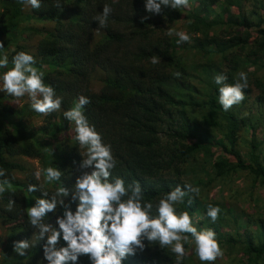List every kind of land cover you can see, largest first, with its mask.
I'll return each instance as SVG.
<instances>
[{"label": "trees", "instance_id": "16d2710c", "mask_svg": "<svg viewBox=\"0 0 264 264\" xmlns=\"http://www.w3.org/2000/svg\"><path fill=\"white\" fill-rule=\"evenodd\" d=\"M189 1L193 6L187 12L162 6L156 14L147 11V0H60L62 8L54 7L55 0H41L39 10L27 9L18 0H0V42L4 45L0 58L7 54L10 68L16 52H29L44 72V82L62 97L61 109L44 116L35 113L30 102L12 106L14 97L0 93V169L6 170L11 182V190L0 193V219L7 227L6 236L0 234V264H48L43 259L46 237L38 238L39 229L30 225L26 212L42 193H29L27 188L44 181L43 169L48 166L62 172L60 181L45 184L50 195L56 187L71 188L83 171H92L79 167L84 150L75 140L74 123L63 116L80 95L90 98L85 115L103 142L111 145L117 162L112 177H122L126 185L139 182L146 200L155 202L176 185L203 186L215 181L224 185L223 181L238 175L249 181L245 189L250 195L256 186H263L264 134L259 140L256 131L264 119V79L247 68L264 67V15L255 10L246 13L238 0H226L238 5L240 12L233 23L223 22L209 17L219 0ZM105 4L112 12L107 25L100 27L93 18ZM254 4L261 8L262 0ZM253 15L258 16L256 21ZM184 20H188L185 29L194 34L190 42L177 43L178 37L168 36L167 31ZM31 33L40 36L34 52L22 42ZM191 53L203 59L194 62ZM49 55L53 58L45 67L39 64ZM153 56L157 64H152ZM241 71L248 76L245 99L224 111L214 77L225 74L227 82L233 83ZM176 72L181 75L175 76ZM94 80L101 83L98 91L91 88ZM252 86L258 94L255 104L247 105L246 114L242 105L248 104ZM32 117H41V123L29 121ZM20 158L40 164L39 181L35 169ZM199 159L200 164H189ZM196 168L210 179L205 182ZM189 172L195 177L185 180ZM202 196L201 192L199 197L186 196L177 210L189 211L193 221L198 217V229L203 225L213 229L227 253L241 255L242 264H264V217ZM10 200L15 203L8 211ZM208 203L221 209L215 223L206 216ZM62 213L58 207L45 222L55 223ZM226 226L234 230L224 232ZM24 239L32 246L19 256L13 242ZM145 244V251L128 256L124 264H174V254L168 249ZM58 246H66L62 236ZM77 264L91 262L81 256ZM183 264L197 262L185 256Z\"/></svg>", "mask_w": 264, "mask_h": 264}, {"label": "clouds", "instance_id": "9594fccd", "mask_svg": "<svg viewBox=\"0 0 264 264\" xmlns=\"http://www.w3.org/2000/svg\"><path fill=\"white\" fill-rule=\"evenodd\" d=\"M25 7L41 8V0H18ZM162 6L172 9L186 8L189 0H147L148 12L159 14ZM54 7L62 8L60 0H55ZM112 8L105 4L101 14L93 19L100 27L107 25ZM148 17H142L147 20ZM174 28H169L168 36H172ZM177 43L190 42L191 37L184 31L175 32ZM4 45L0 42V48ZM15 51V50H13ZM152 64L159 60L153 56ZM12 67H8V55L0 58V91L16 99L27 96L30 108L38 114L47 116L59 111L62 97L56 95L54 87L44 82V72L36 65V58L27 51H18L12 57ZM175 76L179 77L180 72ZM225 74H217L214 82L218 85V103L224 111L238 105L245 99L244 89L249 87L246 72H239L233 83H228ZM90 98L80 95L73 106L63 112L64 118L74 123L75 140L78 142L83 160L79 167L92 171H83L69 188L59 186L49 194L45 184L60 181V168L48 166L43 169L44 181L40 184H29V193H42L35 203L26 209L31 226L39 229L38 238L45 239L43 259L48 264H77L81 256H87L91 264H124L128 256H135L146 249L148 244H158L161 249H168L174 254V264H183L188 255L186 245L192 247L201 264H214L223 258L224 252L211 228H199L187 210H177V205L184 203L186 196L199 197L201 189L190 183L176 185L160 195L153 202L145 199L144 190L139 182L126 185L122 177H112L116 167L111 145L103 142L102 135L90 124L85 115V106ZM41 170L34 173L37 181L41 178ZM5 169H0V193L11 190V182L6 178ZM7 186V187H6ZM70 197V199H68ZM190 202V201H189ZM15 201L10 200L7 210L11 211ZM76 203L73 211L72 204ZM58 207L63 213L57 215L55 223L45 222L49 213H56ZM220 207L208 203L206 216L215 223L220 214ZM196 223H199L197 221ZM58 225V228L56 227ZM47 234V235H46ZM66 246H58L60 239ZM32 245L28 239L14 241L13 249L19 256H25Z\"/></svg>", "mask_w": 264, "mask_h": 264}, {"label": "rangeland", "instance_id": "374dc122", "mask_svg": "<svg viewBox=\"0 0 264 264\" xmlns=\"http://www.w3.org/2000/svg\"><path fill=\"white\" fill-rule=\"evenodd\" d=\"M256 0H238L241 9L246 12V13H250L252 11H256V13L259 11L260 14L264 15V0H262V4L260 6H262L261 8L256 6L255 3ZM193 6V2L189 1V6L185 8V12H187V10ZM256 6V7H255ZM30 6L26 7L27 9H29ZM213 9H214V13L210 14L209 17L210 18H214L215 16L218 17L220 20H222L223 22H234L237 19V15L240 12V8L238 5L235 4H230L228 3L226 0H219L217 2V4L213 5ZM255 13V14H256ZM253 21H256L258 16L257 15H253ZM188 20H184L183 22H180L178 25L174 26L175 32H179V31H184L186 33H188L190 36L193 35L194 33H189L188 30H186V22ZM46 25H49L50 27L52 26V23H46ZM175 32H173L174 35ZM254 32L251 33V35H253ZM38 35L31 33L27 36V38L25 39V41H22L27 48L31 51L34 52L35 50V46L39 40ZM53 58L52 55L47 56L45 59H43L39 64H41L42 66L45 67V65ZM190 59L194 62H197L198 60H201L203 58H201L198 55H195L194 53L190 54ZM248 71L253 72L255 71V74L257 76H259L260 78L264 79V67L261 68H256L253 65L248 66ZM6 69H0V74H2L3 71H5ZM0 87H2V84H0ZM101 87V83L97 80H94L91 83V88L94 91H98ZM118 88L121 89H126L123 86H118ZM253 88V92L249 95V100H248V104L246 105H242L243 107V112H245L246 114L249 112L247 105H251L254 100L256 95L258 94V90L252 86ZM0 93H5L4 91H0ZM25 102H30L29 98L27 96L16 99L14 97V99L11 101L10 104H12V106H20L21 104L25 103ZM255 104V103H253ZM254 107H256L254 105ZM263 115H264V111H263ZM42 118L41 117H32L29 119V121H32L35 124H39L41 123ZM264 134V119L262 122V127L258 128L256 131V137L259 140H262L263 135ZM246 138H250L251 134L250 132L245 133ZM202 155H199V157ZM20 160L25 161L26 163H28L30 166H32L35 171L37 170V168L40 169V164L34 160V159H29V158H20ZM193 162V163H192ZM201 160L199 159V161H194L191 160L189 164L192 163L193 166H196L198 163L200 164ZM188 169V167L186 168ZM196 173L200 178H203V180H205V182L207 180H209L210 178L207 177L206 175L202 174L198 168H196ZM21 176V175H20ZM195 177V173L194 172H189L186 176H185V180H191V178L194 179ZM41 179V178H40ZM225 182L224 185L218 183L217 181L211 183V184H207L203 185V186H199V188L201 189V193H202V197L203 198H208V199H215V200H220L221 202H227L230 203L231 205H234L237 208V211L240 212L243 208L246 210L247 213L252 214L253 216H262L264 217V184L263 186L259 185L256 186V190L254 192H252V195H250L249 190L245 189V186L249 184V181L243 178V175H238L236 177H233L231 180H225L223 181ZM220 184V185H218ZM218 185V186H215ZM198 220V217L194 218V224L196 223V221ZM202 227H206V226H202ZM222 230H224V232H232L233 227L232 226H226L225 228H223ZM0 234L3 235V237L6 236L7 234V227L6 225L2 222V220L0 219ZM221 248L224 246L223 242L220 243ZM226 247V246H225ZM223 252H224V256L223 258H218L214 264H242L241 261V255L238 254H232V253H227L228 251L223 247L222 248ZM186 251L188 253V255L186 256H192L194 258V261L198 263H200V261L198 260V258L196 257V255L193 252V249L191 246L186 245ZM245 258V257H244ZM244 264V263H243Z\"/></svg>", "mask_w": 264, "mask_h": 264}]
</instances>
